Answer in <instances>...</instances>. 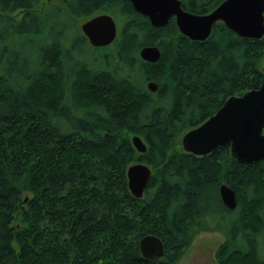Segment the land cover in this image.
<instances>
[{
	"label": "trees",
	"instance_id": "1",
	"mask_svg": "<svg viewBox=\"0 0 264 264\" xmlns=\"http://www.w3.org/2000/svg\"><path fill=\"white\" fill-rule=\"evenodd\" d=\"M179 1L203 14L221 0ZM38 3L0 0V264H172L206 222L225 235L216 264H264V161L179 145L227 97L259 85L264 34L238 37L217 22L195 41L173 18L152 27L127 0ZM99 12L118 25L110 44L92 47L76 19ZM146 45L156 61L139 58ZM135 162L150 168L139 198L126 187ZM146 234L162 256L140 255Z\"/></svg>",
	"mask_w": 264,
	"mask_h": 264
},
{
	"label": "water",
	"instance_id": "2",
	"mask_svg": "<svg viewBox=\"0 0 264 264\" xmlns=\"http://www.w3.org/2000/svg\"><path fill=\"white\" fill-rule=\"evenodd\" d=\"M127 1L152 27H162L173 18L178 33L190 40H204L217 22L238 37L258 39L264 34V0H221L203 14L184 10L179 0ZM79 30L92 47L106 46L116 35L114 19L104 12L82 21ZM138 56L143 61L154 62L159 51L155 45H146L138 50ZM260 73L261 80L256 88L227 97L202 122L183 132L179 139L182 151L199 156L217 146L227 145L229 154L239 163L264 161V61ZM145 86L149 91L156 88L152 81H147ZM130 143L137 152L145 149L137 135L130 136ZM149 175L150 168L144 163L135 162L126 167V187L132 196H141ZM218 196L227 209L234 207L235 196L227 185L219 184ZM137 247L144 258H158L163 254L162 242L152 234L142 236Z\"/></svg>",
	"mask_w": 264,
	"mask_h": 264
},
{
	"label": "rangeland",
	"instance_id": "3",
	"mask_svg": "<svg viewBox=\"0 0 264 264\" xmlns=\"http://www.w3.org/2000/svg\"><path fill=\"white\" fill-rule=\"evenodd\" d=\"M51 1L52 0H39L37 7L42 9ZM84 20V18L76 19L77 26L79 27V24ZM116 23L117 29L118 22ZM103 51L104 49H100V52ZM263 61L264 54L261 58V63ZM205 225V228H191L187 246L182 250L180 255L172 264H216V260L214 257L215 251L218 245L223 241L225 235L223 230H219V228H216L213 225L208 224L207 222L205 223ZM262 248H264V244L260 245L261 250Z\"/></svg>",
	"mask_w": 264,
	"mask_h": 264
},
{
	"label": "flooded vegetation",
	"instance_id": "4",
	"mask_svg": "<svg viewBox=\"0 0 264 264\" xmlns=\"http://www.w3.org/2000/svg\"><path fill=\"white\" fill-rule=\"evenodd\" d=\"M154 84H155V83H154ZM214 111H215V110H214ZM212 113H213V112H212ZM212 113H211V114H212ZM181 135H182V134H181ZM179 139H180V138H179ZM236 162H237V161H236ZM238 163H239V162H238ZM229 188H230V187H229ZM231 189H232V188H231ZM232 191H233V189H232ZM233 193H234V191H233ZM234 196H235V193H234ZM234 199H235V198H234ZM235 205H236V201H235ZM235 205H234V207H235ZM234 207H233V208H234ZM233 208H232V209H233Z\"/></svg>",
	"mask_w": 264,
	"mask_h": 264
}]
</instances>
